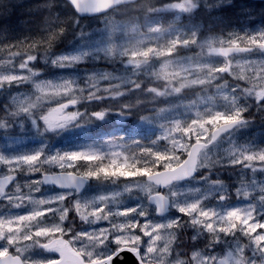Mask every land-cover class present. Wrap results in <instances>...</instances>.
<instances>
[{
	"label": "snow or ice",
	"instance_id": "6c2138e0",
	"mask_svg": "<svg viewBox=\"0 0 264 264\" xmlns=\"http://www.w3.org/2000/svg\"><path fill=\"white\" fill-rule=\"evenodd\" d=\"M132 3L43 0V26L0 43V264H264V145L237 143L264 122V25L180 23L233 0ZM65 133L79 135L57 146Z\"/></svg>",
	"mask_w": 264,
	"mask_h": 264
},
{
	"label": "rangeland",
	"instance_id": "374dc122",
	"mask_svg": "<svg viewBox=\"0 0 264 264\" xmlns=\"http://www.w3.org/2000/svg\"><path fill=\"white\" fill-rule=\"evenodd\" d=\"M43 0H0V43H6L9 42L13 39L17 38H22L24 35H28L29 33L35 34L40 27L43 26L42 21L44 19V16L46 13H40L36 11V5L37 4H42ZM27 6L26 9L23 7ZM31 6V7H30ZM182 24L187 25L190 23H198L201 25L202 29V20H193L191 18L187 17H182ZM256 15L254 14L252 20L255 21ZM117 21H123L125 18H119L116 17ZM212 21H217V19H214ZM239 21L240 25L239 27H248V28H253L247 26V21H249L246 17H244L241 13H239ZM242 24L244 26H242ZM89 27L87 28L88 31L90 32H96L100 31L104 28L103 24V17H100L96 20H91L88 24ZM256 27V26H255ZM209 28L212 29L211 32L207 31ZM219 25L217 23H210L205 26V34L207 35H212L218 32ZM203 31V30H202ZM71 39V36L69 35L63 42L62 45H65L66 47L63 50L58 51L57 53L64 51L66 48H68V41ZM61 44V43H60ZM58 44L59 48H61V45ZM55 51V50H54ZM193 53H186L187 55H194L195 53L199 52V49H194ZM96 68L98 69H106V70H111V67L108 66L107 63L105 62H98L96 63ZM80 67V74L82 75L85 70L90 69L92 67V64L88 65H81ZM75 70L73 69H56L52 68L51 73L49 74H44V78H54L55 76L60 75L61 73L67 74L74 72ZM24 90V89H22ZM199 92L198 89H189L185 90L184 95L188 99H196L197 95L196 93ZM2 98L5 100L6 103H8L9 97L6 95H3ZM187 102V99L185 100ZM79 134L78 133H65L64 137L60 138H55V143L57 146H63V142L66 138L68 137H77ZM92 136H96L94 133H90ZM0 137H2V133H0ZM248 141H254L258 145H264V123L263 124H254L251 128L249 129H244L241 130L240 133H238V140L237 143H245ZM85 142H90V141H78V143H85ZM29 146H32L30 143ZM228 145L224 144L222 148H227ZM232 169H228L225 172L222 173H230ZM37 178V177H33ZM264 179V175L257 173V180ZM187 186H198L195 184L194 181H188L186 182ZM45 191L48 190V187L44 188ZM105 190L104 187L98 188L96 184L91 185L89 188V195L97 194L98 191H103ZM111 190V189H108ZM130 203H134V201H131ZM235 203V202H233ZM99 226H107L106 223L101 224ZM202 246V245H200ZM184 251H188V249H183ZM37 253H39V250H36ZM41 255H48V254H41ZM35 258H39V255H37Z\"/></svg>",
	"mask_w": 264,
	"mask_h": 264
},
{
	"label": "flooded vegetation",
	"instance_id": "af4514ba",
	"mask_svg": "<svg viewBox=\"0 0 264 264\" xmlns=\"http://www.w3.org/2000/svg\"><path fill=\"white\" fill-rule=\"evenodd\" d=\"M153 2H158V0H153ZM213 0H209V3H212ZM62 3V2H61ZM143 3V0H136L132 3V7L135 9L137 4ZM233 7H225L223 9H213L212 11H209L203 7H200L197 9L196 13L201 12H208V13H229L233 15V18L235 20V23H238V16L239 12H241L242 8H246L252 12L257 13H264V0H233ZM58 6L60 7V1H58ZM170 22V21H169ZM257 26L263 25L260 22L256 23Z\"/></svg>",
	"mask_w": 264,
	"mask_h": 264
},
{
	"label": "trees",
	"instance_id": "16d2710c",
	"mask_svg": "<svg viewBox=\"0 0 264 264\" xmlns=\"http://www.w3.org/2000/svg\"><path fill=\"white\" fill-rule=\"evenodd\" d=\"M30 7H31V6H30ZM23 8L26 9L27 6H24ZM82 23L85 24V25H87V24H88V21H87V20H82ZM64 46H65V45H61V48L64 47ZM58 48H59V46H56V48H55L54 50H57ZM41 67H44V66L41 65ZM90 107L95 108L96 106H90ZM97 110H98V109H97ZM225 176H228L229 178L233 177V176L231 175V173H230V174L226 173ZM235 182H236V181H235ZM227 183H228V184H232V183H234V181L229 180ZM236 183H237V182H236ZM190 243H191V242L188 241L187 238L185 237V247H184L183 249H186V248L188 247V245H190ZM221 250H222V246H218L217 251L219 252V251H221Z\"/></svg>",
	"mask_w": 264,
	"mask_h": 264
},
{
	"label": "water",
	"instance_id": "95a60500",
	"mask_svg": "<svg viewBox=\"0 0 264 264\" xmlns=\"http://www.w3.org/2000/svg\"><path fill=\"white\" fill-rule=\"evenodd\" d=\"M127 259H126V264H135L134 257L131 256V254H125ZM117 264H119V261H117Z\"/></svg>",
	"mask_w": 264,
	"mask_h": 264
}]
</instances>
